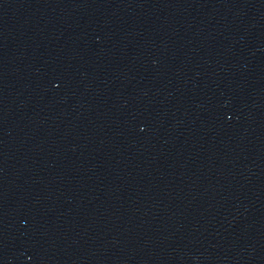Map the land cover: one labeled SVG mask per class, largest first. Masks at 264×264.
<instances>
[{"label": "water", "instance_id": "obj_1", "mask_svg": "<svg viewBox=\"0 0 264 264\" xmlns=\"http://www.w3.org/2000/svg\"><path fill=\"white\" fill-rule=\"evenodd\" d=\"M0 264H264V0H0Z\"/></svg>", "mask_w": 264, "mask_h": 264}]
</instances>
